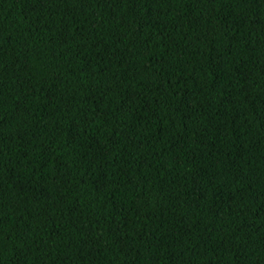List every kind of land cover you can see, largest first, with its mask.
<instances>
[{"label": "trees", "instance_id": "1", "mask_svg": "<svg viewBox=\"0 0 264 264\" xmlns=\"http://www.w3.org/2000/svg\"><path fill=\"white\" fill-rule=\"evenodd\" d=\"M0 264H264V0H0Z\"/></svg>", "mask_w": 264, "mask_h": 264}]
</instances>
